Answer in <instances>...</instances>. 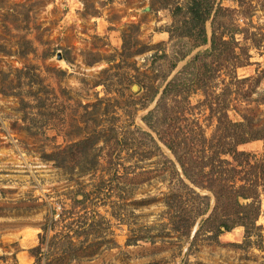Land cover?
I'll use <instances>...</instances> for the list:
<instances>
[{"label": "rangeland", "instance_id": "obj_1", "mask_svg": "<svg viewBox=\"0 0 264 264\" xmlns=\"http://www.w3.org/2000/svg\"><path fill=\"white\" fill-rule=\"evenodd\" d=\"M186 1L0 0V264H264V193L255 230L215 235L212 193L159 138L180 127L202 155L188 128L211 137L222 106L264 130V0L255 40L236 35L249 63L198 77L184 66L209 44L176 61L170 36ZM172 78L171 119L150 116ZM238 149L260 158L264 139Z\"/></svg>", "mask_w": 264, "mask_h": 264}, {"label": "trees", "instance_id": "obj_2", "mask_svg": "<svg viewBox=\"0 0 264 264\" xmlns=\"http://www.w3.org/2000/svg\"><path fill=\"white\" fill-rule=\"evenodd\" d=\"M222 1L187 0L184 7L188 9L186 13L190 25H184L185 34L182 32L179 35L173 34V31L178 29L173 25L170 30V36L179 43V47L174 51L176 61L186 57L194 48L209 44L184 66L185 68L190 63L194 64L198 57L196 69L202 68V72L192 71L193 77L205 75L219 68L234 71L236 67L249 63L248 48L242 46L236 35L241 33V39L244 41L255 40L256 32L249 31V27L246 26L252 25L250 21L252 2L232 0L236 7H227L222 5ZM175 9H180V6L176 5ZM176 10L174 12H177ZM239 17L243 19L245 26L237 21ZM209 18L210 33L207 32L205 25ZM206 57H210V61ZM174 79L166 83L158 99L159 103L148 112L150 116L163 108V118L171 119L170 111L165 108L164 98L174 87L185 84L184 80L176 82L177 78ZM245 80L247 78L241 79L240 82ZM221 111L211 137L206 138L197 123L196 128L193 126L188 128V131L196 132V142L202 146L200 148L203 150L202 155L198 153V149L193 151L191 147H187L186 142L182 145L188 138L186 131L180 127L174 128L177 129L175 132L174 129L166 131L159 137L173 153L183 176L212 193L214 205L203 223L210 230H214L215 235L230 231L239 225L246 230H255L260 213V194L264 193V150L261 157L256 158L253 153L238 149L240 144L264 139V130L256 133L249 124L229 119L224 106L221 107Z\"/></svg>", "mask_w": 264, "mask_h": 264}]
</instances>
